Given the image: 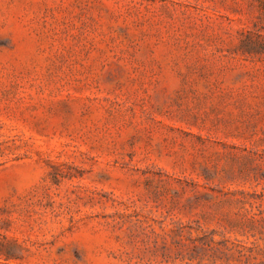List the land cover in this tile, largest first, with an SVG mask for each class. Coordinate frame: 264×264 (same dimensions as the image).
<instances>
[{
  "label": "rangeland",
  "instance_id": "1",
  "mask_svg": "<svg viewBox=\"0 0 264 264\" xmlns=\"http://www.w3.org/2000/svg\"><path fill=\"white\" fill-rule=\"evenodd\" d=\"M0 264H264V0H0Z\"/></svg>",
  "mask_w": 264,
  "mask_h": 264
}]
</instances>
